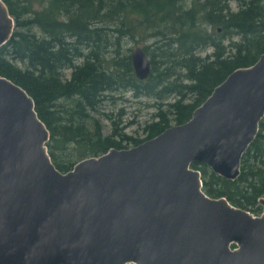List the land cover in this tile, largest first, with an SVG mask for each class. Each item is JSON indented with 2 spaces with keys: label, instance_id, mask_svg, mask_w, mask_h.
<instances>
[{
  "label": "water",
  "instance_id": "1",
  "mask_svg": "<svg viewBox=\"0 0 264 264\" xmlns=\"http://www.w3.org/2000/svg\"><path fill=\"white\" fill-rule=\"evenodd\" d=\"M14 29L0 0V47ZM131 63L148 79L143 49ZM263 118L264 54L232 72L186 123L63 173L33 99L0 76V264H264V212L208 196L192 168L236 180Z\"/></svg>",
  "mask_w": 264,
  "mask_h": 264
},
{
  "label": "trees",
  "instance_id": "2",
  "mask_svg": "<svg viewBox=\"0 0 264 264\" xmlns=\"http://www.w3.org/2000/svg\"><path fill=\"white\" fill-rule=\"evenodd\" d=\"M230 1L3 0L15 29L0 47V76L33 99L50 132L49 156L66 173L83 159L112 148L121 150L122 141L132 140L137 146L186 123L232 72L259 60L264 54V0H236L237 10ZM128 34L152 42L143 48L151 63L145 81L136 78L129 51H122L121 40ZM207 49L212 53L202 57ZM66 69H72L70 79L63 76ZM119 89L157 102L174 97L166 108L158 105L144 127L145 138L125 137L116 124L112 134L104 136L92 113L106 93ZM192 168L201 173L208 196L225 197L260 215L264 118L242 157L236 180L220 177L203 164L193 163Z\"/></svg>",
  "mask_w": 264,
  "mask_h": 264
},
{
  "label": "rangeland",
  "instance_id": "3",
  "mask_svg": "<svg viewBox=\"0 0 264 264\" xmlns=\"http://www.w3.org/2000/svg\"><path fill=\"white\" fill-rule=\"evenodd\" d=\"M230 6L233 10H237L238 2L236 0H231ZM115 35L117 36V33H115ZM151 44L152 42L149 39L138 34L136 36L128 34L127 36H123V39L121 40L122 51H129L130 56L135 49H143L145 46ZM211 53L212 49H207L200 55L202 57H206ZM82 61V59H79L77 63L80 64ZM71 74L72 69H66L63 71L65 79H70ZM106 94V98L102 101L98 110L92 113L94 118L99 120L103 135L110 136L116 124L118 132L124 134L125 137L133 138L135 140L145 138L146 135L144 134V127L153 120L158 105L161 104L164 108H166V104L174 97V95H170L166 101L157 102L155 99L146 97L145 95L137 96L133 92L126 89H119ZM114 140L117 142L121 141L119 137H116ZM122 146L124 147L122 149H130L135 147L136 144H134L132 140H127L122 141ZM263 212L264 209L262 207V213ZM253 215L258 216L256 214Z\"/></svg>",
  "mask_w": 264,
  "mask_h": 264
}]
</instances>
